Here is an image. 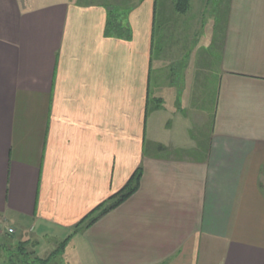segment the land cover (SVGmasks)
Returning a JSON list of instances; mask_svg holds the SVG:
<instances>
[{"label": "crops", "instance_id": "0c3cea01", "mask_svg": "<svg viewBox=\"0 0 264 264\" xmlns=\"http://www.w3.org/2000/svg\"><path fill=\"white\" fill-rule=\"evenodd\" d=\"M220 1L197 82L157 57L154 0L126 10L128 37L106 0H0L6 233L60 243L139 170L72 235L77 264H264V0Z\"/></svg>", "mask_w": 264, "mask_h": 264}, {"label": "rangeland", "instance_id": "374dc122", "mask_svg": "<svg viewBox=\"0 0 264 264\" xmlns=\"http://www.w3.org/2000/svg\"><path fill=\"white\" fill-rule=\"evenodd\" d=\"M106 1L114 8L123 5L124 9H128L135 6L141 0ZM154 3H157L154 23V31H156V37L157 32L160 31L159 38L157 39V45L158 49L160 48L161 50L158 52L159 54L157 57H159L161 60H164L165 62H186L187 60L188 64L186 70L180 69V72L185 71L183 76L187 79L192 78V73L195 71L194 69H196L197 82L201 79L203 80V77L204 80H207L209 75L208 71L201 70L199 73L197 64H199V61L204 60L203 58H201V56H208L206 55V53H203L204 51L202 50V48L207 46L210 42V34L213 32L215 19L220 17L219 14L223 10L224 2H219V0H188V8L185 14H178L176 12V0H154ZM217 38L220 39L219 36ZM183 58L185 59L183 60ZM181 68H184V65H182ZM176 76L179 77L178 74H176ZM214 82V79L212 81L206 82L207 93L212 94L211 92L213 91V87L215 84ZM201 86H203V84H201ZM204 98L205 97H201V101L203 103L206 102L207 104L208 100ZM1 227L0 264H36L34 263L35 256H37L41 260H45L46 258H48L49 254L58 249V246L61 243H59V241H53L51 238L45 240L42 243L38 242L37 240L33 241L31 239L32 242L26 245V247H24V249L22 250V252H26V256H20L17 255L19 237L17 236V234H14L15 232L9 234L7 231L6 233L7 226H5L4 223L0 220V228ZM23 239L24 238H22V240ZM71 241H69L68 246H70L72 250H69L65 254L58 253L57 260H52L48 264H65L64 261L63 263L61 261L62 256L69 258L68 263L66 262L67 264L79 263L74 258H80V262L85 263V261H83L81 257H77L76 253L72 255L75 251V244L77 243V239L73 240V242L70 243ZM33 252L35 253V256L33 255ZM71 255L74 257L73 259Z\"/></svg>", "mask_w": 264, "mask_h": 264}, {"label": "trees", "instance_id": "16d2710c", "mask_svg": "<svg viewBox=\"0 0 264 264\" xmlns=\"http://www.w3.org/2000/svg\"><path fill=\"white\" fill-rule=\"evenodd\" d=\"M188 8V0H176L175 3V9L178 14H185ZM127 9H119V8H112L109 12V28L113 32V34L117 37H128L127 29L124 28V18L126 14ZM141 173L139 170H137L130 178L124 189L117 195L111 196L105 203L101 204L97 208H95L92 212H90L71 232L69 236H67L58 246V249H56L54 252L49 254L48 258L45 260H41L37 256H35V253L33 254L35 256L34 263L36 264H48L50 261L57 260V254L58 253H64V250L70 241L72 235L76 234L77 232H80L82 230H86L89 227H91L98 219L103 217L108 212L114 210L119 205H121L123 202H125L138 188L139 181H140ZM19 245L17 246L18 251L17 255L20 256H26V252H22L24 247L29 244V242H19ZM24 258V257H23ZM27 258V257H25Z\"/></svg>", "mask_w": 264, "mask_h": 264}, {"label": "built area", "instance_id": "2783aa9c", "mask_svg": "<svg viewBox=\"0 0 264 264\" xmlns=\"http://www.w3.org/2000/svg\"><path fill=\"white\" fill-rule=\"evenodd\" d=\"M9 234H12L14 231L12 229L7 230Z\"/></svg>", "mask_w": 264, "mask_h": 264}]
</instances>
